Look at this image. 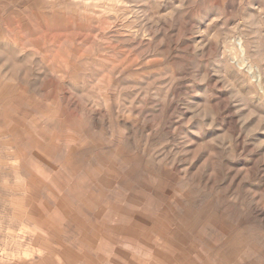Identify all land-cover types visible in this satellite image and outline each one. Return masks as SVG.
Segmentation results:
<instances>
[{"label":"rangeland","instance_id":"rangeland-1","mask_svg":"<svg viewBox=\"0 0 264 264\" xmlns=\"http://www.w3.org/2000/svg\"><path fill=\"white\" fill-rule=\"evenodd\" d=\"M0 264H264V0H0Z\"/></svg>","mask_w":264,"mask_h":264}]
</instances>
